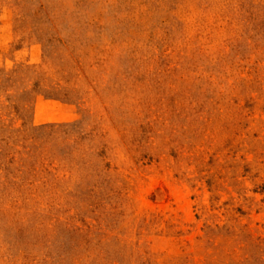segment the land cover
Listing matches in <instances>:
<instances>
[{
	"label": "rangeland",
	"instance_id": "obj_1",
	"mask_svg": "<svg viewBox=\"0 0 264 264\" xmlns=\"http://www.w3.org/2000/svg\"><path fill=\"white\" fill-rule=\"evenodd\" d=\"M0 264H264V0H0Z\"/></svg>",
	"mask_w": 264,
	"mask_h": 264
}]
</instances>
